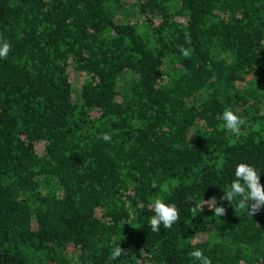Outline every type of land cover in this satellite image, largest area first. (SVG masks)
<instances>
[{
    "label": "trees",
    "instance_id": "obj_1",
    "mask_svg": "<svg viewBox=\"0 0 264 264\" xmlns=\"http://www.w3.org/2000/svg\"><path fill=\"white\" fill-rule=\"evenodd\" d=\"M0 42V264H264V206L222 199L264 186V0H0Z\"/></svg>",
    "mask_w": 264,
    "mask_h": 264
},
{
    "label": "clouds",
    "instance_id": "obj_2",
    "mask_svg": "<svg viewBox=\"0 0 264 264\" xmlns=\"http://www.w3.org/2000/svg\"><path fill=\"white\" fill-rule=\"evenodd\" d=\"M9 50L10 45L7 42H0V58L6 57ZM183 54L187 56L188 52L184 51ZM220 118L224 122V128L226 130L234 135H240L241 126L245 123L242 116L237 115L229 108L222 112ZM102 139L109 141L111 137L108 134H104ZM258 172L256 168L246 163L237 164L234 169L235 179L230 183L228 191L224 192L222 199L230 203L236 201L241 209L247 208L248 212L249 209L251 213L258 211L264 206V186L260 183ZM208 203L209 206L211 205V208H214L216 215H223L224 208L216 204L215 197H212ZM152 212L153 215L149 221L152 232H159L161 226L164 228H171L179 219L175 206L166 204L160 199L153 201ZM122 255H125V253L117 244L111 253L110 259L115 260ZM191 257L197 264H201V262L202 264H212L211 260L206 257L200 249L193 250L191 252Z\"/></svg>",
    "mask_w": 264,
    "mask_h": 264
},
{
    "label": "rangeland",
    "instance_id": "obj_3",
    "mask_svg": "<svg viewBox=\"0 0 264 264\" xmlns=\"http://www.w3.org/2000/svg\"><path fill=\"white\" fill-rule=\"evenodd\" d=\"M72 82H73V87L75 90H77L80 86V84L82 83V79L80 77V75L76 74V73H73L72 74ZM123 81H126L127 80V77H125L124 79H122ZM201 239H206V236H201L200 237Z\"/></svg>",
    "mask_w": 264,
    "mask_h": 264
}]
</instances>
